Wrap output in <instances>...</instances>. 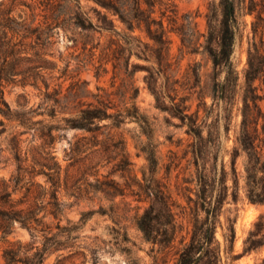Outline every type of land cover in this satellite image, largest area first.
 Masks as SVG:
<instances>
[{"label": "rangeland", "instance_id": "374dc122", "mask_svg": "<svg viewBox=\"0 0 264 264\" xmlns=\"http://www.w3.org/2000/svg\"><path fill=\"white\" fill-rule=\"evenodd\" d=\"M80 1L83 10L95 17L92 11L95 4L89 0ZM163 1L177 7L180 24H187V20L193 21L198 44L195 53L181 50L180 38L170 32L171 50L159 63L154 51L146 50L143 46L140 58L136 55L129 57L122 52L114 55L113 43H116L117 37L108 32L76 28L70 21L66 0H0V19H16L43 33L40 41L37 35L28 39L16 36L18 47L28 51L23 53V57L33 58L31 67L34 70H27L23 80L18 77L5 85V99L13 110H37L39 114L34 121L58 124L57 121L62 117L75 115L76 109L82 104H97L101 100L116 107L110 110L112 113L136 104L151 127L150 139L137 122L130 120L119 128L104 127L96 133L62 130L55 133L56 139L52 144H47L34 130L19 137L23 159L27 158L23 167L30 168V171L31 166H36L35 170L40 173L32 176L24 172L23 190L14 194L13 198L24 197L27 188L32 187L31 196L23 203V208H27L35 204L38 185L50 188L48 177L44 174L48 169L33 160V155H37L39 163L46 164L47 153H50L62 169L58 189V197L65 206L62 226H69L67 219L79 223L82 213L91 212L83 229L74 234L79 236L77 241H69V245L72 244L69 248L47 254L44 264H175L182 247L181 240H189L190 208L178 193L187 185L186 181H191L194 176V167L190 164V144L193 139L179 119L157 107L147 86L146 76L149 75L148 70L154 72L164 95L176 97L178 102L184 101L192 112L197 110L198 105L204 107V102L208 107L212 106L210 91L213 64L203 44L208 33V16L219 0ZM242 19L247 27L243 38L237 42L233 56L240 81L230 140L227 143L230 150L242 119L240 108L245 91L244 71L253 20L250 15ZM116 25L119 30L125 29L119 21ZM165 26L169 27L167 20ZM187 33L191 34L190 31ZM135 35L142 42L152 44L144 32L137 30ZM31 46H38L37 50L41 48L39 57L35 56L37 50ZM37 61L43 66L35 64ZM133 64L138 67L133 68ZM26 67L23 64V69ZM255 86L259 87L260 94L264 92L260 82ZM51 109L56 110L55 119L46 115ZM200 113L202 116L205 114L203 110ZM0 121L4 122V126H0V178L8 181L17 174L11 139L14 134L25 129L2 115ZM150 143L156 150L158 160L156 178L161 185L169 188L182 206L176 210L180 227L175 247L163 248L147 242L136 226L137 217L149 206L144 174L146 179H150L151 174L142 149ZM225 160L229 164L230 155H226ZM245 162V156H241L237 162L240 173L239 201L230 200L225 205L221 217L223 228L219 226L216 234L224 247L227 219L234 221L236 255L243 253L245 239L259 216L264 214V205L253 204L246 197ZM48 221L56 223L51 219ZM54 232L58 233V230ZM64 237L60 236V239L65 241ZM17 241L25 245L34 242L40 245L41 240L33 239L31 233L19 225L5 238L0 233V264H5L4 250ZM263 257L264 249L240 256L235 263L256 264Z\"/></svg>", "mask_w": 264, "mask_h": 264}, {"label": "trees", "instance_id": "16d2710c", "mask_svg": "<svg viewBox=\"0 0 264 264\" xmlns=\"http://www.w3.org/2000/svg\"><path fill=\"white\" fill-rule=\"evenodd\" d=\"M89 1L95 4L92 8L95 17L83 10L80 0H66L70 21L76 28L108 32L117 37L116 43H113L114 55L122 52L129 57L136 55L140 58L143 46L146 50L154 51L160 63L171 50L172 40L168 35L170 32L180 38L181 50L196 52L198 39L193 21L187 20V24H180L178 9L171 3L163 0ZM245 15L252 16L253 20L248 35L247 67L244 71L245 91L240 108L242 119L235 143L230 150L227 143L230 140L240 81V73L233 62V56L237 42L243 38L247 27L246 22L242 21ZM165 20L168 21L169 27L165 26ZM117 21L125 27L124 30L118 29ZM137 30L144 32L152 44L142 42L140 37L135 35ZM42 34L37 28H32L24 22L19 23L16 19H0V115L25 129L19 134H14L11 139L17 174L8 181L0 178V233L2 238H5L19 225L27 229L33 239L41 240L40 245L36 242L25 245L21 241L10 244L3 253L5 264H44L47 254L69 248L72 246L69 241H77L79 236L74 234L83 229L84 223L91 215V212L82 213L79 223L67 219L69 226H62L65 206L58 197L62 169L50 153H47L46 164H40L37 155H33L36 164L48 169L44 174L48 177L50 188L38 185L39 191L34 196L35 204L27 208H23V203L31 196L32 187L27 188L24 197L22 195L18 199L13 198L14 194L23 190L24 172H29L32 176L40 173L35 170L36 166H31L30 171V168L23 167L27 158L23 159L19 138L21 135L34 130L47 144H52L56 139L55 133L62 130L96 133L104 127L119 128L130 120L137 122L142 132L150 139V123L136 104L114 113L110 110L116 107L101 100H98L97 104H82L76 109L75 115L62 117L57 121L58 124H49L43 120L34 121L35 116L39 114L37 110H13L5 99V85L18 77L23 80V74L25 75L27 70H34V67H31L33 58L23 57V53L28 51L18 47L16 36L28 39L37 35V40L40 41ZM31 47L35 50L38 48ZM203 49L213 64L210 91L212 106L208 107L204 102V107L198 105L197 110L192 112L191 107L184 101L178 102L176 97L164 95L158 86V77L155 78L154 72L150 70L146 83L157 107L179 119L181 125L186 127V133L193 139L190 144V164L194 167V176L191 181H186L187 185L178 193L190 208L191 230L188 233L189 240L185 242V239H182L180 242L182 247L178 251L175 264H236L240 256L264 249V214L254 223L240 255H236L234 251L236 234L233 220L227 219L224 247L216 236L218 227L223 228L221 217L225 205L230 200L239 201L240 173L237 162L241 156L246 157V197L253 204L264 205V92L260 94L259 87L255 86L257 82L264 86V0H219L217 7L211 9L208 16V33ZM40 51L41 48L36 51L35 56L39 57ZM23 64L27 66L25 69ZM35 64L42 63L37 61ZM132 66L138 67L135 64ZM201 110L205 113L203 116ZM55 111L51 109L46 115L55 119ZM106 121L110 124H104ZM0 126H4L3 121H0ZM142 151L146 155L151 174L150 179H146V173L144 174L147 181L145 194L149 206L137 217L136 226L147 242L163 248L175 247L180 227L176 210L182 206L169 188L161 185L156 178L158 160L152 143L144 146ZM226 155H230L229 164L225 160ZM48 219L56 223L49 222ZM55 229L58 233L54 232ZM60 236H65V241H62ZM256 264H264V257Z\"/></svg>", "mask_w": 264, "mask_h": 264}]
</instances>
